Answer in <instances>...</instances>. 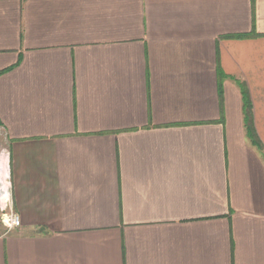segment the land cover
<instances>
[{
  "label": "crops",
  "instance_id": "1",
  "mask_svg": "<svg viewBox=\"0 0 264 264\" xmlns=\"http://www.w3.org/2000/svg\"><path fill=\"white\" fill-rule=\"evenodd\" d=\"M0 186V264H264V0H0Z\"/></svg>",
  "mask_w": 264,
  "mask_h": 264
},
{
  "label": "built area",
  "instance_id": "2",
  "mask_svg": "<svg viewBox=\"0 0 264 264\" xmlns=\"http://www.w3.org/2000/svg\"><path fill=\"white\" fill-rule=\"evenodd\" d=\"M4 199V202L0 201L1 207V223L8 230L12 231L18 229L22 226L21 217L13 211V206L11 202V196L8 193L7 188L0 186V200Z\"/></svg>",
  "mask_w": 264,
  "mask_h": 264
},
{
  "label": "trees",
  "instance_id": "3",
  "mask_svg": "<svg viewBox=\"0 0 264 264\" xmlns=\"http://www.w3.org/2000/svg\"><path fill=\"white\" fill-rule=\"evenodd\" d=\"M239 86L241 88L243 100H244V117H245V124H246V130L247 135L254 147H256L261 152L263 151V147L256 135L255 129H254V123H253V114H252V104L250 101V97L248 94V90L245 88V86L242 83H239Z\"/></svg>",
  "mask_w": 264,
  "mask_h": 264
},
{
  "label": "rangeland",
  "instance_id": "4",
  "mask_svg": "<svg viewBox=\"0 0 264 264\" xmlns=\"http://www.w3.org/2000/svg\"><path fill=\"white\" fill-rule=\"evenodd\" d=\"M0 224H1V223H0ZM1 227H2V230H3V231H6L5 228L3 227V225H1Z\"/></svg>",
  "mask_w": 264,
  "mask_h": 264
}]
</instances>
